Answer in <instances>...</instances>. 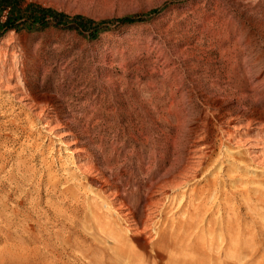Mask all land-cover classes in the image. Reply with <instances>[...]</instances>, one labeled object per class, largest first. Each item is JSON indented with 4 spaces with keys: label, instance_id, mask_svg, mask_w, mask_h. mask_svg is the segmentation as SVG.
I'll return each instance as SVG.
<instances>
[{
    "label": "rangeland",
    "instance_id": "obj_1",
    "mask_svg": "<svg viewBox=\"0 0 264 264\" xmlns=\"http://www.w3.org/2000/svg\"><path fill=\"white\" fill-rule=\"evenodd\" d=\"M13 5L19 29L0 35L1 42L10 36L0 59L9 80L0 89V203L25 214L21 224L31 228V247L55 243L67 264H124L122 254L140 257L144 251L136 238L149 244L152 224L162 214L180 218L166 195L172 197L171 184L183 182L181 166L190 160L199 163L191 168L196 176L190 189L216 176L231 180L236 185L231 191L250 190L251 208L264 201V175L249 159L261 152L249 156V145L239 147L240 137L230 136L237 131L250 140L264 129V0H14ZM40 10L62 17L49 15L40 23ZM37 12L38 27L28 29L25 21ZM75 17L93 24L75 23ZM177 24L178 33L166 31ZM159 35L160 45L150 42ZM21 69L25 82L13 76ZM32 93L39 98L32 100ZM86 160L98 171L79 175L76 168ZM66 188L67 194L61 192ZM149 191L153 201L164 200L140 227L129 213L141 214ZM190 199L185 195L180 205ZM110 203L114 210L105 207ZM223 203L234 213L242 204L238 197ZM255 207L245 218L249 226L252 219L264 223V207L257 212ZM96 216L105 227L93 225ZM115 232L124 235L120 244Z\"/></svg>",
    "mask_w": 264,
    "mask_h": 264
},
{
    "label": "bare ground",
    "instance_id": "obj_2",
    "mask_svg": "<svg viewBox=\"0 0 264 264\" xmlns=\"http://www.w3.org/2000/svg\"><path fill=\"white\" fill-rule=\"evenodd\" d=\"M207 20H208L207 18L202 19L201 24L203 25V24L207 23ZM170 29H172L173 33H178L181 30V27L177 24L173 28L168 27V29L166 31L168 32V30L170 31ZM164 36H165L166 40L167 39L172 40V39H170L171 34H168V35L165 34ZM8 39H10V36L6 40L4 39L2 42L0 41V59H1V57H3L5 47H7L4 45V43L8 42ZM159 39H161L160 35L155 40H153L152 37L149 38L150 42H152L155 45H160ZM177 49L180 51V49L177 48V46H176L175 50H177ZM174 52H178V51H174ZM2 70L3 69L0 68V81H1L0 82V89H2L4 86L7 87V85L9 84V80L4 79L5 73ZM259 73H260V71H259ZM259 73H257V75H256L257 79L260 76V75L258 76ZM13 76L15 79H17V80L21 79L23 82H25L24 81L25 80V77H24L25 72L23 69L20 70V75L15 74ZM19 83L20 82L17 81V82H15V85L19 86L20 85ZM18 89H19L18 87L14 88V90H18ZM36 97H38V96L36 94H33L32 100L33 99L35 100ZM236 132L231 133L230 136L233 139H235L238 136L240 137V139L235 142L237 145L239 144V147L241 146L243 148L246 145H249V147L247 149L245 148L246 149L245 151L248 153L249 156L253 152H258V151L261 152L262 155H259L256 157L250 156L249 159H251V162H253L254 166L256 167L255 172H258L261 175H264V129L257 131L256 134L251 135L250 140L247 138L244 141L241 139L242 135H240L238 132L237 133ZM255 147H259V148L257 150H255ZM216 160H217V158L215 159V162H216ZM190 161L187 162L185 165L182 164L183 166H181V167H183V168H181L182 172H184L183 173L184 176L181 174V176L183 177L182 180L184 179L183 182L171 184V191H172L171 196L172 197H170V195H166V201H168L170 203V205H174V204L176 205V209L174 211L180 212V213H177V214H181L180 218H174V217L173 218H170V217L166 218V216H165V218H163L162 217L163 214H162L160 216V218H158V220L152 224V230L154 232V239L149 244H147L146 239H142V238L141 239H137V238L135 239V237H134L137 246L141 250L144 251L143 255H141L142 254L141 253L140 257H136L137 258L136 259L133 257V256H135L134 254L132 256L133 258H129V257L126 258L124 256V254L121 253L123 255V257L126 259L124 264H264V223L263 222L260 223L256 219H252L253 220V221H251L252 225L249 226L248 222L245 219V218H247L249 210H252L256 206L255 205L256 203L253 202L255 206H253V208H251L253 204H250V202L247 201L249 199V197L247 198V196L251 195V194H249L250 190H248V189L242 190L243 189L242 188V189H237L236 191H234L235 189L231 191V188L233 185L232 181L229 180L228 183H226L223 179L219 180L220 177L218 178L216 176L213 177L211 180L205 179L204 185L202 187H200L199 190H197L196 188L190 189L189 183L193 179H195V176H196V172L194 170H191V168H193L192 166L199 165V163H193V162L191 163ZM90 163H91V161L88 160L83 166H79L76 168V170L79 172L82 170V172H80L79 175H90V174H92V172L98 171V168L95 167V164H94V166H90L91 165ZM220 169H221V166L218 168V170H220ZM204 177H206V176H204ZM248 181H252V180L249 179ZM263 181H264V179H263ZM162 182H164V181H162ZM159 184L160 183H158L157 185H159ZM241 184H239L240 187H241ZM237 186H238V184H237ZM244 187H245V184H244ZM101 189H103V187H101ZM66 190H67V188L61 192H63L64 194H67ZM259 191H261V190H259ZM151 192L148 194L147 198H144V200L141 199V200H143V202H142L143 210H142L141 214H138L140 211L138 213H135L136 209H135V212L131 211V213H129L132 215V218L134 220H136L135 223L137 222V224L140 227H142L148 223V221L150 219L149 216H151V214L154 212L153 210L157 209V207L160 205L161 201L163 203V200H164V199L163 200L160 199L157 202L153 201L152 196H151L152 195ZM187 192H189V193H187ZM187 194L189 197L193 196L194 199H190V201H188L187 204L185 203L186 206L180 205L181 200ZM69 195H70V193H69ZM110 195H113V194H110ZM258 196L262 197V194H260V192H259ZM236 197H238L239 201L242 202V204L239 205V207H238V210H237L238 212L235 211L236 213H234V212L227 211L226 210L227 208H225L226 205H225V203H223V201H226L227 199H231V198L234 200ZM117 198L119 200H121L120 204L121 205L123 204L122 207L127 206L126 205L127 203H125L123 197L121 198L117 195L116 199ZM261 200H262L261 202H264L262 198H261ZM257 201H259L258 198H257ZM261 202L259 204L261 206L264 205V203L262 204ZM259 204H257V206ZM105 207L106 208L111 207V209H113L112 204H111V206L106 204ZM256 207H255V209H256ZM263 207H260V208L258 207L256 209V211L255 210L254 211L257 212L258 209H261V208L263 209ZM113 210H111L112 212H110V213H112V214H110V216L111 217L113 216V218L115 220L119 219V220L123 221V222L119 221V223L120 222H121V224L125 223L122 225H126V220H124V217H122L119 214V212H116V210L115 211H113ZM228 210H229V208H228ZM240 210H244V212L241 214L242 211L240 212ZM33 211H35V210L33 209ZM150 211L151 212L153 211V212L150 213ZM230 211H232V210H230ZM254 211H253V214H254ZM260 213L261 212H259V215H260ZM240 214H241V216H240ZM263 214H264V212H263ZM99 215L100 214H98V216ZM101 215H104V214H101ZM255 215H253V216H255ZM24 216H25L24 213L21 215L20 212L8 211L6 209V207L2 203H0V244L2 243V245H0V264H67L65 262L66 260L63 261L64 258L62 256V252L55 250V248L58 249L57 247L54 246L55 243H52L50 241H48V242L46 241V243H44V245H43V247H44L43 249H35V248L31 247L30 241H33V239L31 238V240H29L30 237H28V236H32V231H30L31 228L28 227L29 224H28V226L21 224V223H23L22 218H24ZM59 216H60V213H59ZM90 216L91 215H89V217ZM98 216H96L97 218L94 217L95 220H93V218H92V220H93V225L100 229V226H103V224L100 223L102 218L101 217L98 218ZM256 216H258V215H256ZM113 218H111V219H113ZM27 221H28V219H27ZM108 221H110V220H108ZM85 222H84V224H86ZM102 223L106 224L105 221ZM109 224L111 226L106 225V228L108 226H109V228L110 227L112 228V226H114L112 224V221ZM87 225L89 227L88 223H87ZM118 225L121 227L120 224H118ZM103 227H105V225ZM103 229L105 232V228H103ZM110 229H109V231H110ZM112 229L114 230V228H112ZM122 229H124V227ZM96 231H97V229H96ZM101 231H102V229L100 230V232ZM90 232H92V231L90 230ZM113 232L114 231H112V233L109 232V233H107V235L113 234ZM88 233H89V231H88ZM118 233H120V232H118ZM123 233H126V231ZM23 234H26V236H24ZM58 234H60V233H58ZM105 234H106V232H105ZM103 235H104V233H103ZM116 236L115 237L117 239L118 238L121 239L120 238L121 235L118 237V235L116 233ZM123 236H121V237H123ZM96 237L97 236H95V238ZM129 238H131V237H129ZM119 239H118V241H119ZM9 240L11 241V244H7V242ZM122 240H123V238H122ZM123 241H125V240H123ZM120 243H121V241H119L118 244H120ZM123 243L124 242H122V244ZM61 244H62V242H61ZM131 245H133V244H131ZM141 245H143V246H141ZM147 245H148V247H147ZM127 247H129V246L127 245ZM117 248H116V250H117ZM146 248L148 249L147 253H145ZM161 249L163 252H160ZM118 250H119V248H118ZM135 251H138V250H135ZM135 251H133V252H135ZM128 252H130V251H128ZM117 253H116V255H117ZM118 255H120V253ZM82 256H84V255H82ZM129 256H130V254H129ZM89 257H90V255H89ZM118 257H120V256H118ZM121 258H120V260H121ZM86 260H87V258H86ZM88 261H86V262H88ZM123 262H122V264H123Z\"/></svg>",
    "mask_w": 264,
    "mask_h": 264
},
{
    "label": "trees",
    "instance_id": "obj_3",
    "mask_svg": "<svg viewBox=\"0 0 264 264\" xmlns=\"http://www.w3.org/2000/svg\"><path fill=\"white\" fill-rule=\"evenodd\" d=\"M13 1L14 0H0V14L4 11L6 12L5 15V20L4 21H0V35L3 34L6 30H18V26L16 25L15 19L13 17V10H14V5H13ZM40 15L39 17L41 19L40 23L42 22L41 20L47 16H51L54 17L56 19L61 18V15H56L55 13L51 12L50 10H40ZM128 21H132V18H126ZM38 12L37 15H33V17L31 18V20H27L25 21V25L28 27V29H35L38 27ZM73 21L76 23H82V24H88V25H92L93 22L90 20H86L84 18L81 17H75L73 19ZM123 21V20H121ZM22 26V25H21ZM95 32L92 34L93 37H95L97 35V31L94 30Z\"/></svg>",
    "mask_w": 264,
    "mask_h": 264
}]
</instances>
